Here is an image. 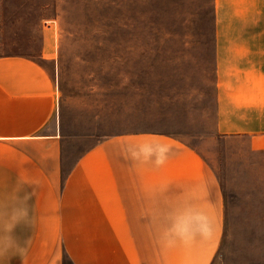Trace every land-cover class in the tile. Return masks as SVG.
Here are the masks:
<instances>
[{"label": "rangeland", "instance_id": "1", "mask_svg": "<svg viewBox=\"0 0 264 264\" xmlns=\"http://www.w3.org/2000/svg\"><path fill=\"white\" fill-rule=\"evenodd\" d=\"M214 6V0H0V57L28 58L53 77L56 109L42 131L59 137L58 145L0 144V168L34 169L38 161L28 162L29 153H52L59 161L48 168L66 176L107 139L175 136L215 173L220 232L169 247L162 240L168 210L161 209L160 224L148 226L158 240L150 233L129 244L153 246L143 252L151 264H264V131L219 128ZM259 93L264 103V86ZM62 250L61 264H75Z\"/></svg>", "mask_w": 264, "mask_h": 264}, {"label": "crops", "instance_id": "2", "mask_svg": "<svg viewBox=\"0 0 264 264\" xmlns=\"http://www.w3.org/2000/svg\"><path fill=\"white\" fill-rule=\"evenodd\" d=\"M214 5L219 128L261 134L264 0H214ZM56 104L55 81L36 62L0 57V144L58 145L56 131H42ZM146 141L170 146L163 165L126 157L129 146ZM58 157L29 153L27 161H38L37 168H0V191L22 181L34 193L35 224L16 230L21 239L30 238L23 264H61L63 247L75 264H151L144 262L143 252L154 247L129 241L150 233L149 240H158L148 226L159 225L161 209L168 210L167 217L189 192L209 210L213 235L220 232L223 197L215 173L194 147L175 136L141 133L107 139L80 156L66 176L59 168H48ZM199 255L206 256L207 247ZM0 264L22 261L14 256Z\"/></svg>", "mask_w": 264, "mask_h": 264}, {"label": "clouds", "instance_id": "3", "mask_svg": "<svg viewBox=\"0 0 264 264\" xmlns=\"http://www.w3.org/2000/svg\"><path fill=\"white\" fill-rule=\"evenodd\" d=\"M169 152L168 144L146 141L129 146L126 157L134 162H150L161 166L166 162ZM33 194L22 181L10 189L0 191V262L18 256L23 264L30 238L21 239L16 235V230L31 229L35 224L30 203ZM213 231V218L209 210L199 202L194 192H189L180 204L169 211L162 240L169 247L177 241L190 244L197 238L210 239Z\"/></svg>", "mask_w": 264, "mask_h": 264}]
</instances>
